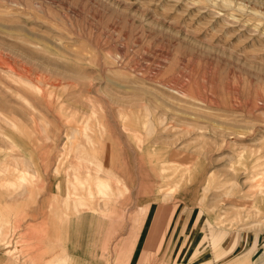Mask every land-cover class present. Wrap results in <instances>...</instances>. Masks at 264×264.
Listing matches in <instances>:
<instances>
[{"label": "rangeland", "instance_id": "obj_1", "mask_svg": "<svg viewBox=\"0 0 264 264\" xmlns=\"http://www.w3.org/2000/svg\"><path fill=\"white\" fill-rule=\"evenodd\" d=\"M0 171V264H264V0H0Z\"/></svg>", "mask_w": 264, "mask_h": 264}, {"label": "crops", "instance_id": "obj_2", "mask_svg": "<svg viewBox=\"0 0 264 264\" xmlns=\"http://www.w3.org/2000/svg\"><path fill=\"white\" fill-rule=\"evenodd\" d=\"M81 160L82 158L78 160V162H80ZM86 160H87L86 165H94L95 172L97 171L102 172L98 170V169H102L104 165L100 158L93 159L88 157L86 158ZM80 163H85V162H80ZM0 174L5 175V173L2 171H0ZM22 175H23L22 171H21V175L17 173V178L19 179V176H21V179H23ZM24 175L26 176L25 180L30 179L32 183H34V181L37 178L36 172L29 171L28 173V170L24 173ZM62 176H63L62 178L55 177L56 180L54 183V193L51 196V201L48 204V210L56 218L71 220L72 218H74V216L86 217V215H91L92 213L91 202H97L100 204L107 203L109 201L108 197L112 196L113 190L110 187H108L106 183H103L101 179L99 181L97 180L99 176H102V173H100L98 177L97 176L94 177L95 182L92 185L86 184L85 172L84 171L82 172L81 170H73V171L66 170ZM16 183H15L14 193L23 194V191H26L27 187H25V184L23 185V183H19L18 181H16ZM0 214H1L0 220L5 221L6 209L3 211L1 209ZM235 244L236 242L232 243V245H229L228 248L230 249L231 252L233 251ZM74 258L76 257L74 256Z\"/></svg>", "mask_w": 264, "mask_h": 264}, {"label": "bare ground", "instance_id": "obj_3", "mask_svg": "<svg viewBox=\"0 0 264 264\" xmlns=\"http://www.w3.org/2000/svg\"><path fill=\"white\" fill-rule=\"evenodd\" d=\"M239 164H242L241 161H239ZM258 187H259V186H258ZM258 191H259V190H258ZM88 192H89V190H88Z\"/></svg>", "mask_w": 264, "mask_h": 264}]
</instances>
